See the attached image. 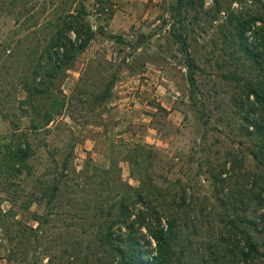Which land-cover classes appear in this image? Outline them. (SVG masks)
<instances>
[{
    "label": "rangeland",
    "instance_id": "1",
    "mask_svg": "<svg viewBox=\"0 0 264 264\" xmlns=\"http://www.w3.org/2000/svg\"><path fill=\"white\" fill-rule=\"evenodd\" d=\"M91 2L0 0V151L13 133L28 139L36 151L32 158L35 176L44 178L51 173L50 150L72 143L73 163L78 170H85L76 181H70L78 184L74 188L77 192L69 193L50 211L51 221L44 226L40 244L19 245L18 236L13 239L0 227V264H77L79 255L69 262L61 249L79 240L77 253L84 252L94 240L98 226L94 229L93 212L85 199L94 194L95 187L86 183L93 181L92 163L107 164L110 139L146 141L161 150L163 158L157 163V172L163 175L160 179L174 189L186 190L187 206L193 197L192 205L198 207L217 204L211 170L216 172L226 165L229 172L219 186L225 192H244L249 188L250 172L256 171L247 150L251 142L242 135L236 104L245 98L246 80L231 74L256 79L258 71L243 67L231 54L229 13L240 5L247 12L264 13V0H222V12L216 11L213 0H207L206 11L197 18L194 13L175 15L177 0L108 1L112 11L108 29L97 32L65 74L49 78L51 64L45 51L62 19L80 3L88 12ZM174 30L187 31L189 55L200 67L194 88L188 80L186 53ZM69 34L74 38L72 31ZM141 35L144 42L138 43ZM116 74L109 99H96ZM35 76L37 82H44L42 87H50L65 103L51 132L29 130L30 108L21 101L28 95L25 85L32 84ZM103 123L108 124L107 135ZM236 155L240 163L234 161ZM122 172L125 181L138 184L130 176L128 163H122ZM25 176L15 177L10 186L6 175L0 176L3 209L26 206L27 193L35 190L37 181ZM5 185L10 190L4 191ZM13 197H17L14 204ZM31 208L44 212V206L33 204ZM23 222L30 223L25 216ZM12 233L16 235V228ZM93 251L96 257H92V264L102 256L96 241ZM49 255L52 262H48Z\"/></svg>",
    "mask_w": 264,
    "mask_h": 264
},
{
    "label": "trees",
    "instance_id": "2",
    "mask_svg": "<svg viewBox=\"0 0 264 264\" xmlns=\"http://www.w3.org/2000/svg\"><path fill=\"white\" fill-rule=\"evenodd\" d=\"M234 2L242 3L243 0ZM206 3L207 0H177L175 15L194 13L197 18L206 11ZM213 6L218 12L224 11L222 0H213ZM240 6L229 13L231 54L243 67L258 71L256 79L231 74L237 80H246L245 98L236 104L239 105L242 135L251 142L247 150L256 165V171L248 176L249 188L244 192L220 189L226 181L224 174L229 172L224 165L216 172L211 170L217 204L198 207L192 205L193 197L187 206V191L174 189L160 179L163 175L157 172V163L163 158L161 150L146 141L110 139L107 164L92 163L93 181L86 183L95 187L94 194L85 202L89 212H93L90 219L94 229L98 226V231L84 252L77 253L79 240L61 249L68 255L69 262H74L73 256L79 255L75 263L92 264V257H96L92 254L96 241L102 256L94 264H264V13H250ZM69 12L72 13L62 19L45 51L51 64L48 72L51 79L72 68L76 57L97 35L89 26V13L84 3ZM71 31L74 38L69 34ZM173 32L186 53L190 70L188 80L194 88L195 73L200 67L189 55L188 33L186 30ZM33 79L32 84L25 85L28 95L21 101L30 108L26 111L30 115L29 130L51 132V125L63 114L61 108L65 103L50 87H42L43 81L37 82L36 76ZM117 79L116 74L96 99L101 102L109 99ZM108 132V124L103 123V133L107 135ZM2 146L0 176L6 175L11 181L26 173L27 179H35L37 183L35 190L27 193L26 206L18 209L14 205L9 209L0 206V227L13 239L18 236L19 245L40 244L44 226L51 221L50 211L67 195L77 192L74 188L78 184L71 185L70 181H76L85 170H78L73 163L72 143L54 152L50 150L51 173L44 178L35 176L32 158L36 151L28 139L22 140L13 133L6 137ZM234 161L240 163L241 159L236 155ZM125 162L137 185L123 178L122 163ZM9 186L5 185L3 190H10ZM17 197L11 199L13 204ZM33 204L44 206V212L32 209ZM24 216L30 223L23 222ZM6 218L11 221L6 222ZM12 228H16V235ZM26 231L32 235L28 236ZM7 258L12 260L11 256ZM50 261H53L52 255H49Z\"/></svg>",
    "mask_w": 264,
    "mask_h": 264
},
{
    "label": "built area",
    "instance_id": "3",
    "mask_svg": "<svg viewBox=\"0 0 264 264\" xmlns=\"http://www.w3.org/2000/svg\"><path fill=\"white\" fill-rule=\"evenodd\" d=\"M111 0H92L89 6V26L91 30L98 32L108 29V22L112 16V11L107 5Z\"/></svg>",
    "mask_w": 264,
    "mask_h": 264
},
{
    "label": "water",
    "instance_id": "4",
    "mask_svg": "<svg viewBox=\"0 0 264 264\" xmlns=\"http://www.w3.org/2000/svg\"><path fill=\"white\" fill-rule=\"evenodd\" d=\"M144 42V35H141L140 38L138 39V43H143Z\"/></svg>",
    "mask_w": 264,
    "mask_h": 264
}]
</instances>
